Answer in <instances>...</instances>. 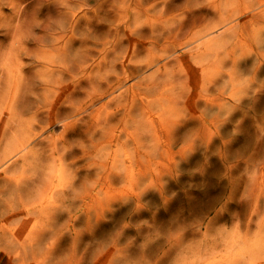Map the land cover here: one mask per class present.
Here are the masks:
<instances>
[{"label": "clouds", "instance_id": "9594fccd", "mask_svg": "<svg viewBox=\"0 0 264 264\" xmlns=\"http://www.w3.org/2000/svg\"><path fill=\"white\" fill-rule=\"evenodd\" d=\"M0 264H264V0H0Z\"/></svg>", "mask_w": 264, "mask_h": 264}]
</instances>
